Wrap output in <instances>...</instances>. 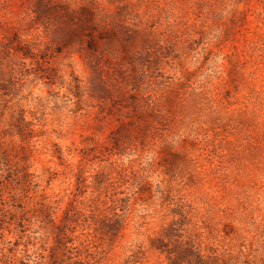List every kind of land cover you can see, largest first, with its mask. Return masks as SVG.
Segmentation results:
<instances>
[{
	"label": "rangeland",
	"instance_id": "rangeland-1",
	"mask_svg": "<svg viewBox=\"0 0 264 264\" xmlns=\"http://www.w3.org/2000/svg\"><path fill=\"white\" fill-rule=\"evenodd\" d=\"M0 264H264V0H0Z\"/></svg>",
	"mask_w": 264,
	"mask_h": 264
}]
</instances>
